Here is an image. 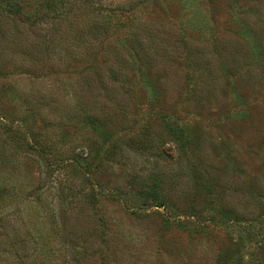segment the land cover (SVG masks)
<instances>
[{"label": "rangeland", "instance_id": "1", "mask_svg": "<svg viewBox=\"0 0 264 264\" xmlns=\"http://www.w3.org/2000/svg\"><path fill=\"white\" fill-rule=\"evenodd\" d=\"M26 3L28 10L37 0ZM195 3L205 25L195 26ZM142 18L164 25L166 51L158 46L146 73L154 88L129 72L130 93L109 98L103 110L122 113L105 124L113 140L103 148V130L82 110L87 103L65 95L78 90L87 57L67 59L48 46L41 21L23 24L41 49L31 51L29 41L27 54L0 53L7 76L0 85L33 94L29 112L19 101L16 107L28 125L0 129V264L84 257L82 264H100L94 250L110 254L112 246L127 264H264V8L247 0H163ZM166 118L185 128L183 147L171 141ZM144 124L156 142L147 150L131 142ZM69 158L82 168L63 167ZM89 193L93 205L72 204ZM104 225L116 230L107 249L89 234Z\"/></svg>", "mask_w": 264, "mask_h": 264}, {"label": "trees", "instance_id": "2", "mask_svg": "<svg viewBox=\"0 0 264 264\" xmlns=\"http://www.w3.org/2000/svg\"><path fill=\"white\" fill-rule=\"evenodd\" d=\"M160 1L163 0H115L113 3H107L105 0H37V3L27 10L26 0H0V42L2 43L0 53L4 58L14 57V51L27 54L29 41L32 43L31 51L41 49L40 44L42 42L40 43V41L29 36L28 33H25V26L23 25L24 23L34 25L41 21L43 24L46 22L45 27L49 31L47 35L48 46L52 45L56 48L58 45L60 50H65L64 53L67 59L74 56L87 57V60L91 63L86 66L84 74L81 76L82 81H80L78 90L70 92L67 89L65 95L75 94L81 98L83 103H87L83 105L82 110L90 112L91 115L88 113L86 115L95 130L100 128L103 130L104 136H106V139L102 140L101 147L103 148L107 145V142L111 144L113 140V130L107 129L105 124L109 123L111 127L112 120L122 113L117 112L119 109H116V107L111 112H105L103 109L110 107L109 101L111 102V100L109 98L120 101L121 97L124 98L130 93L129 84L126 82L129 72L134 73L136 71L143 81L147 82L150 90L154 88V84L146 78V73L150 72L148 69H150L151 60H154L153 56L158 53V46L162 51H166L165 47L161 45V42L165 39L163 35L166 32L163 24L158 25V23L149 21L150 19L142 18V14L152 3L156 4ZM184 1L189 2L192 0ZM247 1L257 9H260V6L264 8V0ZM191 8L196 18L195 26L205 25L206 15L202 12L200 6L195 3ZM122 17L125 19L120 22ZM260 17L262 18L261 15ZM252 25L256 27V24L253 23ZM254 27L251 26L252 30H254ZM251 33L248 23L245 35L249 38V41L253 40ZM253 47L256 56L259 51L256 50L258 45L255 44ZM96 49L99 50L95 53ZM93 54H95L94 57ZM165 55V52H163L161 57ZM6 69L8 67H4L2 70L5 71ZM103 71H105L103 78L95 80L94 75H100ZM3 73L0 76L7 77L5 76L6 71ZM12 73L16 72L12 71ZM30 95L33 94L18 90L14 85L6 83L0 85V129L16 133L21 130L14 126L16 123L21 128L28 125V122L26 124L27 114L21 117L20 112L18 116L16 107L19 101L29 112L30 101L27 98ZM113 106L115 105L113 104ZM89 109H93V112ZM166 119L169 128L168 135L172 137L171 141L183 147L185 142L181 138H183L185 128L176 121ZM148 129L149 125L144 124L142 131L138 133L134 131L133 134L137 133L136 137H131V142L137 140L136 144L140 148L143 147V150L154 148L156 143L149 136ZM30 145H34V143ZM70 159L62 166L65 167L64 165L70 163L71 166L82 168V164H71L73 159ZM104 191L107 193L116 192L108 188H105ZM5 202L6 195L3 193V187H0V210ZM74 203H76L77 209L83 206H91L95 203V196L93 193H89L86 197H82L72 204ZM128 205L126 202L123 203L125 207ZM194 222L196 223V221ZM196 225L199 224L196 223ZM107 226L104 225V229H93L89 233L92 236L95 232V237L104 243L106 249L109 247L110 239L114 240L112 235L116 231L113 230L112 233H109ZM87 239L88 237H83L84 241ZM87 249H89V246H87ZM94 251V253L101 256L100 264H127L128 257L125 253H122L121 249L118 250L112 246L110 254L107 252L104 254L106 250ZM181 251L182 249H179L178 252ZM84 258L77 259L79 260L77 264H82ZM191 264L204 263L194 262Z\"/></svg>", "mask_w": 264, "mask_h": 264}]
</instances>
